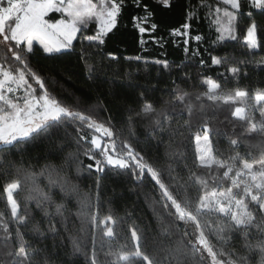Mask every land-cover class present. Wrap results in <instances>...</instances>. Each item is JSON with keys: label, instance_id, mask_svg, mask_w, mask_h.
<instances>
[{"label": "snow or ice", "instance_id": "snow-or-ice-1", "mask_svg": "<svg viewBox=\"0 0 264 264\" xmlns=\"http://www.w3.org/2000/svg\"><path fill=\"white\" fill-rule=\"evenodd\" d=\"M156 2L173 7L172 0ZM245 4L264 16V0H215L214 4L177 0L184 22L168 35L183 38L186 57L202 55L199 48L204 37L194 35L192 29L193 22L204 21L210 39L215 33L213 47L237 41L243 58L211 56L212 66L228 65L226 72L236 82L232 88L226 87L227 77L224 84L204 77L191 91L172 80L164 93L169 98L159 102L148 101V89H141L136 116L152 121L160 142L168 137L165 170L137 146L139 141L123 136L102 93L77 95L52 75L51 68L36 63L37 52L42 53L40 59L51 61L75 57L83 64L87 79L93 80V74L104 66L105 55L109 61L118 60L112 53L105 54L104 46L129 7L135 10L130 22L145 49L148 43L160 48L167 43L179 46L176 39L155 35L158 25L151 5L145 0H0V163L16 154L21 157L0 170L6 197L0 209V264H75L80 257L85 264H253V252L259 254L255 264H264V88L250 93L239 86L255 57H261L255 63L264 71V22L257 21L251 11L245 21ZM134 59L138 67L143 63L146 75L155 68L158 77L167 73L171 79L173 66L167 59ZM199 63L201 68L208 66L202 58ZM176 67L183 72L185 65ZM190 80L183 73L181 82ZM57 83L59 92L53 87ZM158 83L151 85L153 90ZM205 98L211 104H205ZM224 105L234 118L228 121L236 136L230 139V154H218L212 120L202 116L190 155L184 141L185 133L193 131L194 114ZM177 109L178 118H174L170 113ZM45 141L61 152L69 142L75 145L76 151L68 157L76 161L77 174L87 169L88 176L95 175L87 192L70 185L54 165L45 163L37 170L39 157L34 162L29 157L25 163L28 146ZM240 143L250 150L241 153ZM109 172L131 179L132 191L141 189L159 235L177 237L172 244L148 251L144 232L151 230L152 221L144 229L131 230L132 246L115 242L113 210L109 207L107 214L103 212L101 196ZM40 177L47 180L46 187L39 185ZM53 189L59 190V202ZM70 196L76 198L75 211L67 200Z\"/></svg>", "mask_w": 264, "mask_h": 264}, {"label": "trees", "instance_id": "trees-1", "mask_svg": "<svg viewBox=\"0 0 264 264\" xmlns=\"http://www.w3.org/2000/svg\"><path fill=\"white\" fill-rule=\"evenodd\" d=\"M187 2V0H183ZM199 0H192L193 4H197ZM209 3L215 2V0H208ZM145 3L151 5L152 10L155 13V23L158 25L156 36H163L165 40L176 39V44L167 43L164 48H160L153 43L147 44V49L140 43L139 33L134 29L131 24V15L134 13V9L129 7L122 15L119 22L118 29H115L107 40L104 46V52L112 53L118 57L116 61H109L107 55L104 58V66L98 68L93 74L94 79H87V73L84 71L83 64L77 63L75 57L71 59L64 58L60 61H51L40 59L42 53L37 52L36 63L40 66H45L52 69V75L56 79L63 83V85L77 95L88 96L90 91L96 94H103L104 103L107 105L109 111L115 116L117 121V128L122 129L123 136L132 139L133 141H139L137 145L139 148L145 150L146 156L152 161H159L157 167H162L167 170V157L165 156V145L168 137L165 135L164 141L160 142V133L157 131L153 133L155 125L148 118H140L136 116V112L141 107V89L147 88V99L150 102H159L167 100L169 97L164 95L166 91L170 90L172 80L181 84V87L191 91L192 85L197 87L200 85V81L204 77H210L222 84L225 83L227 77L226 87L232 88L236 86V82L233 81L231 76L226 72L225 66H212L211 56L217 55L218 57L228 56L231 59L233 56L236 58H243L241 53L243 49L240 43L237 41H226L224 44L213 47L212 39L215 37V33H212V37H209V29L207 22L201 21L199 23L193 22V34H199L204 37L203 42L200 45L199 51L202 54L192 58L186 57L183 51V38H171L168 33L175 28H179L184 22V13L177 5V0H172L173 7L164 8L158 4L156 0H145ZM253 12L255 19L260 22H264V16H261L258 10L249 9L245 4V16L244 20L247 21V12ZM244 25L242 24L241 27ZM94 27V26H93ZM145 39H149L145 36ZM39 49V45H35ZM193 50L196 49V42H191ZM79 51V48L77 49ZM136 56H143L148 59L159 58L161 60L167 59L173 66V73L171 79L167 73L161 76H157V70L152 68L151 74L146 75L144 72L143 63L140 62L139 67L137 61L134 59ZM130 58V59H129ZM206 61L207 65L204 68L200 66V59ZM260 56L255 57L254 62L246 66V70L249 75L247 78H241L239 80V86L244 88L250 93H254L256 88H264V71L259 70L256 67L255 61H259ZM184 64L185 67L181 72L176 66ZM245 68L244 65H241ZM188 73L191 77L190 81L186 83L181 82L183 73ZM60 73H66L67 76H62ZM220 73H224L221 76ZM47 75L48 72L45 71ZM68 76L71 79H68ZM159 81L158 86L153 90L151 85ZM60 83L53 85L57 92L60 91ZM166 85L169 87L166 89ZM206 90V86L204 88ZM94 101L95 96H91ZM205 104H211V102L204 99ZM156 107H160V103H156ZM234 107V106H232ZM177 109L175 112H171L174 118L177 117ZM104 116L108 115V112L103 113ZM129 115L132 116V127L129 129ZM184 119H187V113L182 114ZM206 117L212 120L215 134L212 137L216 142L215 147L219 150L218 154L222 153L224 157L230 154V139H236V136L232 135L233 125L228 123L229 120L234 118L231 116L230 107L228 105L222 106L218 110H214L212 107L206 109L204 113L196 112L192 118L193 131L191 133L186 132L185 144L187 145L189 154L191 155L195 151L194 137L195 127L201 121V118ZM259 117V113H256ZM176 119H173V126L175 127ZM240 128L236 126V132H240ZM155 135L156 139H153ZM179 140V137L177 138ZM241 140L244 138L241 137ZM250 139V138H249ZM254 142V141H253ZM248 145L240 143L239 151L241 153H247L249 151ZM23 151V148H21ZM70 151H76L74 144L69 142V145L65 147L61 152L58 148L50 146L47 141L38 143L35 145H29L27 151L24 153V161L27 163L29 157L34 162L38 157L40 158V164L37 166V170L45 163L54 165L58 169L62 176H64L70 185H78L81 192H87L90 186L94 185L95 175L88 176L87 169H85L83 175L77 174L76 161L68 157ZM254 154L258 155V151L251 149ZM47 156V160L44 157ZM21 157L16 154L12 157H6L2 163H0V170L6 169L10 166L12 160L17 163ZM83 159V157H81ZM90 163L85 160V164ZM183 172L184 170L181 169ZM5 180L0 174V209L4 207V201L6 197L3 194V186ZM38 183L41 187H46L47 180L44 177H40ZM134 182L125 176H116L114 173L109 172L105 176L103 181V188L101 190L102 203L104 205L103 212L107 214L108 208L111 207L116 223L113 225L115 229V242L117 244L128 243L132 246L131 242V230L134 228L144 229L145 226L152 221L151 230L144 232L145 239L143 243L147 246L149 252L158 251L161 246L170 245L177 238L161 237L159 235L155 221L152 220V213L149 206L145 203L141 189L137 188L132 191ZM57 193V202L60 200V193L58 189H53ZM70 202V206L73 211L78 207L76 198L70 196L67 198ZM178 235V234H177ZM51 243V241H49ZM237 247H240V243L237 242ZM247 254V253H246ZM103 258V257H101ZM251 260L253 264L259 260V254L253 252L251 254ZM75 264H85L84 258L80 257L75 261Z\"/></svg>", "mask_w": 264, "mask_h": 264}]
</instances>
